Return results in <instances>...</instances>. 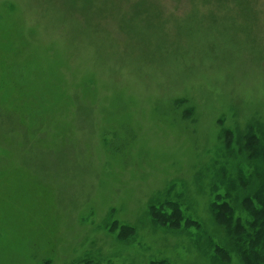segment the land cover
I'll return each instance as SVG.
<instances>
[{
	"label": "rangeland",
	"instance_id": "obj_1",
	"mask_svg": "<svg viewBox=\"0 0 264 264\" xmlns=\"http://www.w3.org/2000/svg\"><path fill=\"white\" fill-rule=\"evenodd\" d=\"M263 186L264 0H0V264H263Z\"/></svg>",
	"mask_w": 264,
	"mask_h": 264
},
{
	"label": "trees",
	"instance_id": "obj_2",
	"mask_svg": "<svg viewBox=\"0 0 264 264\" xmlns=\"http://www.w3.org/2000/svg\"><path fill=\"white\" fill-rule=\"evenodd\" d=\"M260 197L261 201H264V186L261 188V190L258 192V198ZM222 222L228 223L227 220L222 219ZM237 225V226H236ZM227 232L232 231L233 236H236L238 239V244L242 247L244 246L243 241L245 239H248V241H255L257 243V238L260 239V246L262 249L260 252L263 254L261 257L259 253L258 262L264 264V212L257 211L256 212V218L254 222V230H252L250 233H245L244 227L240 224L236 223L235 226H233V223L231 227H227ZM234 239V237H232ZM250 249V248H248ZM246 264H254L251 261L245 259Z\"/></svg>",
	"mask_w": 264,
	"mask_h": 264
}]
</instances>
